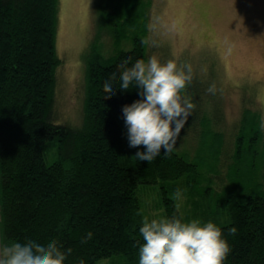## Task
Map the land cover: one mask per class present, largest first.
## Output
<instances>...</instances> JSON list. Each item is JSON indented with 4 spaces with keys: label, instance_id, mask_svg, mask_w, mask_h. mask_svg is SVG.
Instances as JSON below:
<instances>
[{
    "label": "trees",
    "instance_id": "trees-1",
    "mask_svg": "<svg viewBox=\"0 0 264 264\" xmlns=\"http://www.w3.org/2000/svg\"><path fill=\"white\" fill-rule=\"evenodd\" d=\"M149 3L98 1L97 35L86 55L83 120L76 125L61 122L56 112L63 65L57 51L60 0H0L1 246L55 239L62 250L72 248L64 264L119 257L139 264L143 218L176 213L171 196L181 187L184 221H212L222 229L231 249L223 264H264V134L260 112L247 108L249 100L232 161L225 164V134L215 128L223 109L196 99L195 72L181 90L195 104L181 130L199 139L194 155L175 147L168 156L162 149L151 163L136 160L144 149L129 147L122 108L140 98L139 89L103 99L104 82L114 72L113 86L119 87L117 65L125 58H131L129 66L147 62ZM104 32L118 45L113 53L103 51ZM124 41L130 47H121ZM232 227L235 235L228 231ZM88 232L92 238L81 243Z\"/></svg>",
    "mask_w": 264,
    "mask_h": 264
},
{
    "label": "rangeland",
    "instance_id": "rangeland-1",
    "mask_svg": "<svg viewBox=\"0 0 264 264\" xmlns=\"http://www.w3.org/2000/svg\"><path fill=\"white\" fill-rule=\"evenodd\" d=\"M98 1L60 0L57 51L63 65L56 112L61 122L80 125L83 120L86 55L97 35ZM149 1L148 58L155 55L162 63L172 59L178 67L182 63L192 65L200 79L195 83L196 99L207 98L209 108L217 103L223 109V119L215 128L225 134L221 157L230 164L245 99L249 100L247 108L264 117V0ZM173 22L175 30L171 28ZM99 39L107 54L118 47L109 33L104 32ZM153 41L158 46H153ZM122 43L125 48L131 45ZM212 84L215 94L207 91ZM198 143L193 135L180 134L176 147L194 155ZM255 170L253 167V173ZM99 264L126 263L119 257L102 259Z\"/></svg>",
    "mask_w": 264,
    "mask_h": 264
},
{
    "label": "clouds",
    "instance_id": "clouds-1",
    "mask_svg": "<svg viewBox=\"0 0 264 264\" xmlns=\"http://www.w3.org/2000/svg\"><path fill=\"white\" fill-rule=\"evenodd\" d=\"M171 28L175 30L176 22ZM152 44L158 46L155 41ZM130 61L128 57L117 65L118 88L113 86L117 80L116 72L104 82L103 99H110L117 90L139 89L140 98L124 105L122 116L129 147L143 146L144 149L133 157L151 163L161 155L162 149L165 156L172 154L181 130L195 111L191 98L181 95V90L194 78L193 68L190 63H182L178 67L172 59L162 63L155 55L147 62L136 60L131 66ZM207 91L215 94V84L210 85ZM260 128L264 130V117ZM184 191L177 187L171 196L178 214L143 218L139 232L144 243L139 248V264H223L230 253V244L222 238V229L216 223H202L200 219L184 221L180 212ZM228 231L235 235L237 229L232 227ZM92 236L93 233L88 232L81 243H87ZM71 253V247L62 250L55 239L46 245L35 240L14 242L10 246H0V264H64Z\"/></svg>",
    "mask_w": 264,
    "mask_h": 264
},
{
    "label": "built area",
    "instance_id": "built-area-1",
    "mask_svg": "<svg viewBox=\"0 0 264 264\" xmlns=\"http://www.w3.org/2000/svg\"><path fill=\"white\" fill-rule=\"evenodd\" d=\"M0 246H1V243H0Z\"/></svg>",
    "mask_w": 264,
    "mask_h": 264
}]
</instances>
